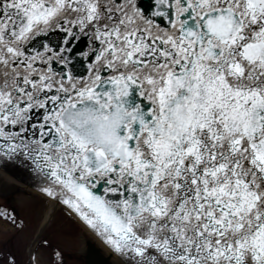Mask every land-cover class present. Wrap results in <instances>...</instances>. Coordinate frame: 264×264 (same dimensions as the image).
<instances>
[{
    "label": "snow or ice",
    "instance_id": "6c2138e0",
    "mask_svg": "<svg viewBox=\"0 0 264 264\" xmlns=\"http://www.w3.org/2000/svg\"><path fill=\"white\" fill-rule=\"evenodd\" d=\"M0 164L116 264H264V0H0Z\"/></svg>",
    "mask_w": 264,
    "mask_h": 264
},
{
    "label": "rangeland",
    "instance_id": "374dc122",
    "mask_svg": "<svg viewBox=\"0 0 264 264\" xmlns=\"http://www.w3.org/2000/svg\"><path fill=\"white\" fill-rule=\"evenodd\" d=\"M47 200L23 187L0 184V209L15 214L21 229L0 217V264H31L37 255L39 264H54L56 249L65 255V264H97L89 253L88 235L63 210L55 213L45 229L40 230L47 210ZM47 240L48 244H42Z\"/></svg>",
    "mask_w": 264,
    "mask_h": 264
},
{
    "label": "bare ground",
    "instance_id": "6f19581e",
    "mask_svg": "<svg viewBox=\"0 0 264 264\" xmlns=\"http://www.w3.org/2000/svg\"><path fill=\"white\" fill-rule=\"evenodd\" d=\"M0 184L5 185V186H9L12 188H13V186L26 188V189L30 190L31 192L39 195L41 198L47 200L48 206H47V210L44 214V220L42 222L40 230L45 229L46 225L49 223V221L52 220V218L56 212L63 210L68 214L67 210L64 207L48 200L47 198L42 196L40 192L31 188L27 184L14 179L13 177L9 176L8 174L4 173L1 170H0ZM70 219L74 220L78 224V226L82 227V225L79 223V221H77L74 217L70 216ZM83 230L86 232V234L89 237V239H88V241H90V242H88V244L90 246L89 253L92 255V257L97 262V264H116V258L112 257L109 254V252L100 243V241L96 237H94L91 233L87 232L84 228H83Z\"/></svg>",
    "mask_w": 264,
    "mask_h": 264
},
{
    "label": "water",
    "instance_id": "95a60500",
    "mask_svg": "<svg viewBox=\"0 0 264 264\" xmlns=\"http://www.w3.org/2000/svg\"><path fill=\"white\" fill-rule=\"evenodd\" d=\"M141 2H142V6H145V7H148L151 4V0H141ZM0 170L3 171L4 173L8 174L9 176L13 177L14 179H16L20 182H23V183L27 184L28 186H30L31 188L38 191L39 181L30 172V170H28L24 166L16 164V165H10L8 167H5L2 164H0ZM100 243H101V241H100Z\"/></svg>",
    "mask_w": 264,
    "mask_h": 264
}]
</instances>
